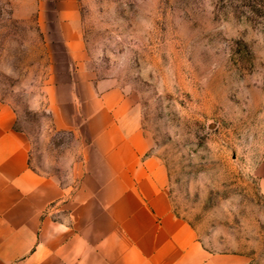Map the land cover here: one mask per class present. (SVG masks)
I'll return each instance as SVG.
<instances>
[{
	"label": "rangeland",
	"instance_id": "obj_1",
	"mask_svg": "<svg viewBox=\"0 0 264 264\" xmlns=\"http://www.w3.org/2000/svg\"><path fill=\"white\" fill-rule=\"evenodd\" d=\"M90 81L136 102L173 210L202 242L264 264V0H0V98L33 166L67 187L91 138L55 114Z\"/></svg>",
	"mask_w": 264,
	"mask_h": 264
},
{
	"label": "crops",
	"instance_id": "obj_2",
	"mask_svg": "<svg viewBox=\"0 0 264 264\" xmlns=\"http://www.w3.org/2000/svg\"><path fill=\"white\" fill-rule=\"evenodd\" d=\"M101 85L72 82L67 114H55L59 128L82 120L91 138L71 187L33 166L17 111L0 98V264H262L211 250L174 212L136 102Z\"/></svg>",
	"mask_w": 264,
	"mask_h": 264
}]
</instances>
